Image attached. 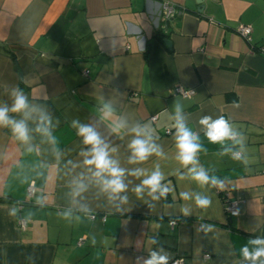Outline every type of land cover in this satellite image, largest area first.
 <instances>
[{"label":"crops","instance_id":"1","mask_svg":"<svg viewBox=\"0 0 264 264\" xmlns=\"http://www.w3.org/2000/svg\"><path fill=\"white\" fill-rule=\"evenodd\" d=\"M162 1L0 0V104H11L18 86L51 115L54 137L39 131L38 111L27 144L0 128V264H135L159 247L149 244L153 236L172 263L239 264L240 246L264 236V0H209L202 12L197 0H167L181 13L164 24ZM242 27L251 28L250 42ZM175 103L194 130L201 115L224 116L246 137L244 163L217 155L220 146L201 131L208 151L200 161L225 186L213 190L211 208L187 218L180 208L190 202L179 193L205 190L178 179L186 170L175 159ZM121 119L127 128L115 131ZM73 120L91 124L122 168L158 166L173 191L159 201L147 191L138 197L144 177L128 174L127 201L109 199L84 164L88 146ZM137 124L163 157L129 162L128 129ZM223 193L245 201L238 217L225 215ZM200 225L213 231L198 232Z\"/></svg>","mask_w":264,"mask_h":264},{"label":"clouds","instance_id":"2","mask_svg":"<svg viewBox=\"0 0 264 264\" xmlns=\"http://www.w3.org/2000/svg\"><path fill=\"white\" fill-rule=\"evenodd\" d=\"M11 104H0V128H9L12 135L18 141L27 144L30 139V129L28 120L32 113H40L39 131L54 140L52 136V117L40 105L30 104L27 95L18 86L10 90ZM15 113L21 118L16 119L10 115ZM173 125L175 159L186 173H180L178 179L185 177L193 181L205 191H182L180 198L185 202L181 208V214L187 218L193 215L194 210H207L213 206V196L216 194L213 190H223L225 181L209 173V170L201 163L200 154L207 153L208 149L204 146L201 139L203 137L210 144L220 146L217 155L229 156L233 160L246 163V137L233 123L224 116L213 118L211 115H201L197 121L199 128L191 126L189 115L185 114L184 106L175 103L173 107ZM72 126L76 128V134L82 138V143L87 147L84 164L88 166L89 171L96 178L102 191L109 194V199H119L127 201L126 195H121L128 190V184L125 183L126 175H135L144 177L140 184L136 186L135 192L138 197H143L145 191L153 201L166 199L173 191L167 184L165 173L157 166L150 173L144 169L136 168L131 171L122 168L119 161L113 159L111 153L116 151L110 148L101 135L91 124H82L78 120L72 121ZM127 128V122L119 120L114 127L115 131ZM134 136L128 145L131 155L130 163H143L151 156H164L163 149L156 143L152 133L144 127L136 125L128 129ZM214 173V170H212ZM83 185H78L82 188ZM152 205H150L151 207ZM14 214V213H13ZM63 218L67 219V216ZM175 223V220L171 221ZM198 232L203 231L207 234L213 231L210 225H200ZM150 245H159V247L150 248L146 256H137L135 264H172V258L165 248L159 244L158 236L149 239ZM240 257L239 264H264V236H254L240 246L238 250Z\"/></svg>","mask_w":264,"mask_h":264},{"label":"built area","instance_id":"3","mask_svg":"<svg viewBox=\"0 0 264 264\" xmlns=\"http://www.w3.org/2000/svg\"><path fill=\"white\" fill-rule=\"evenodd\" d=\"M160 8H159V12H158V21L162 22L163 24L168 22L169 20L173 19L175 16L179 15L181 12H179V8L173 4L170 1L164 0L159 4ZM160 24V23H159ZM240 35L245 38L247 41H251V28L250 27H242L239 30ZM84 76L88 77L89 76V72L86 71L84 73ZM179 95H181L184 98H189L194 94L193 90H186L184 88H177L176 91ZM157 120V117L154 116L151 118L152 122H155ZM167 134H170L169 132H167ZM34 194V187L33 186H29L28 188V195L30 197H32ZM221 199L223 201V205H224V212L225 215L231 219V218H236L239 216V207L241 205H243L245 203L244 200H242L241 198H230L229 195L227 193H223L221 196ZM105 221V219H104ZM177 224V222L175 221V223H171V226H175ZM19 225L21 227H24V222L23 221H19ZM183 260L182 259H177L175 260L172 264H182Z\"/></svg>","mask_w":264,"mask_h":264},{"label":"water","instance_id":"4","mask_svg":"<svg viewBox=\"0 0 264 264\" xmlns=\"http://www.w3.org/2000/svg\"><path fill=\"white\" fill-rule=\"evenodd\" d=\"M207 1H209V0H197L196 1V4L199 6V10H201V12L205 8V3ZM165 44L167 45V47H170V42L166 41Z\"/></svg>","mask_w":264,"mask_h":264},{"label":"trees","instance_id":"5","mask_svg":"<svg viewBox=\"0 0 264 264\" xmlns=\"http://www.w3.org/2000/svg\"><path fill=\"white\" fill-rule=\"evenodd\" d=\"M261 51H264V49H262ZM176 222H177V221H176ZM178 223H179V222H177V224H178ZM177 224H176V225H177ZM262 235H264V234H262Z\"/></svg>","mask_w":264,"mask_h":264}]
</instances>
